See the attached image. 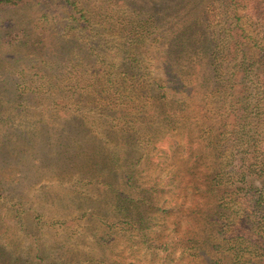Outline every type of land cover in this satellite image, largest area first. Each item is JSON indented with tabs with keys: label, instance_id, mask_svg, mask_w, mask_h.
Returning a JSON list of instances; mask_svg holds the SVG:
<instances>
[{
	"label": "rangeland",
	"instance_id": "rangeland-1",
	"mask_svg": "<svg viewBox=\"0 0 264 264\" xmlns=\"http://www.w3.org/2000/svg\"><path fill=\"white\" fill-rule=\"evenodd\" d=\"M64 1L0 6V94L15 77L34 93L21 111L0 105V264H264L240 195L261 186L247 166L256 159L207 77L200 44L174 50L170 38L165 47L147 36L138 71L116 73L124 70L121 18L169 0H74L95 30L77 24ZM255 1L217 0L210 29L228 41L235 25L261 35L248 16ZM25 27L31 40L5 42ZM233 74L226 71L237 82ZM262 108L248 104L245 120L254 123ZM116 191L126 198L115 200ZM217 209L225 215L209 221Z\"/></svg>",
	"mask_w": 264,
	"mask_h": 264
},
{
	"label": "trees",
	"instance_id": "trees-1",
	"mask_svg": "<svg viewBox=\"0 0 264 264\" xmlns=\"http://www.w3.org/2000/svg\"><path fill=\"white\" fill-rule=\"evenodd\" d=\"M29 1L31 0H0V6L4 5L16 7L26 4ZM202 1L204 0L192 1L195 6L191 8L184 7L182 0H174L173 3L169 0V4L164 3V1H162V4H158L157 1L154 4L152 3L149 8L144 6L142 3L135 6L133 15L121 18L122 23L124 24L122 27L123 29L121 28V33L125 35V46H122L123 49L119 50V52L122 53L120 54L121 59H119L122 60L124 70L120 72L118 70L116 73H123V75H129L130 73V75L133 76L135 74V70L138 71V68L136 69V66L133 63H136L138 59H140L137 57L140 56L143 51H146L147 48H144L142 43L147 36H150L156 43L159 42L161 44H164L166 39L169 41L170 38L171 41H173L171 44L173 45L174 50L178 47L182 48L185 45L192 46L200 44L199 49L201 52L205 53L207 58L205 60L207 63V77L212 80L213 86L218 92H220L219 96L228 102V108H231V114H235V116L232 114L234 116L233 125L240 128L237 130L239 137L243 135L247 137V146L251 148L253 159H256L255 164L251 163V166H247L249 167V171L251 173L260 176L261 186L256 187L253 183H249L248 189L246 188L244 194L240 195H242L243 198L248 199V204L250 206L249 211L255 224V227H252L253 233L259 236L256 240V246L257 249H262V251L259 250L261 252L258 251L257 253L262 254L264 252V124L261 122V118H264V27L262 28L261 26L264 25V0H256L251 5L250 10H248V12H250L248 15L249 18H254V22L257 24L258 28L257 32H261V35L258 33L257 36L246 34L245 28L239 26L238 29L240 30H238L237 25H235L230 26L228 29L229 31L230 29H235L236 32L235 35L231 32L230 41H228L227 35H223V37H221L220 32L210 29L211 25L209 24V21L211 16L208 13H210L213 6L217 4V0H209L207 4H202ZM221 1L223 2L224 0H220V2ZM196 2L198 3L196 4ZM62 6L66 9L72 10L70 17L81 27L87 30H95L93 27L94 20L78 7L77 1L65 0ZM76 13L78 16H76ZM193 13L202 15L206 14L203 19H198L193 15ZM166 14H171L170 19L165 17ZM99 15L103 16L100 21L103 20L104 15ZM11 26L13 29H18L15 28L14 24L10 26L7 25L6 27H9L10 29ZM198 29L200 30V33H204L202 37L200 36L202 41L198 40L197 36L195 39L193 38L195 31L197 32ZM166 30L168 31L166 32ZM12 31L13 30L6 32L5 35L8 36V39L5 40L6 43L13 44L14 42H20L24 44L26 41L32 39L28 27L22 28V34H13ZM102 31V28H99L96 31L95 35L99 40L103 39ZM222 32L223 34H227L226 32L224 33V31ZM261 39H263V41H260ZM258 40L259 44L257 42ZM221 41L223 42L222 45H220ZM202 44L204 45L202 46ZM109 46L110 45H107V48ZM119 52H115V54H118ZM104 55L105 54L103 53V56ZM106 57L107 55L104 56V59H100H103V62H105ZM227 57L229 58L227 59ZM68 67L70 68L66 71L70 73L73 69L71 67L73 66L70 65ZM171 68V65L168 66L167 71ZM227 70L237 74V82H233L231 80V76H226ZM139 71L141 73V70ZM18 72H22V69L18 70L17 73ZM19 77H21V75H19ZM15 78L16 80H12L11 92L9 94H0V105L10 102L15 110L21 111L24 109L23 104L26 99L29 98V96L31 98V95H34V93L33 89H30V92L25 94V87L20 88L23 78ZM156 86H159V84ZM236 86L237 88L235 90L229 92ZM232 98L234 99L235 106L233 105V101L231 102ZM260 103L263 107L262 110L259 111L261 117L260 114L257 113L259 114L257 120L251 124L250 120H245V116H247L245 110L248 107V104L256 108L259 107ZM172 109L175 108H173L171 104V112L174 111ZM249 118H251V116ZM248 124L250 125L249 127H247ZM118 131H120L119 135H121V132H125L126 130L119 127ZM259 136L261 139H257ZM128 137L131 138V141H139L142 135L140 133H129ZM214 147L218 148L217 144H215ZM239 174V178H242L244 181L245 171L242 168ZM129 178L130 177H127L124 181L126 183L129 182ZM216 179V176L211 178L212 181L214 180V184H217L218 182ZM107 185L111 187L112 190L119 189L112 182H108ZM214 188H216V185ZM113 197L117 201L119 198H126L120 197V195L117 194V191ZM214 211L215 210L212 211L213 215H210L209 221L210 219H213L214 215L221 218L222 215H225V213L218 209L217 213ZM37 259L38 261H41V258ZM27 261L30 262L29 259H27Z\"/></svg>",
	"mask_w": 264,
	"mask_h": 264
}]
</instances>
